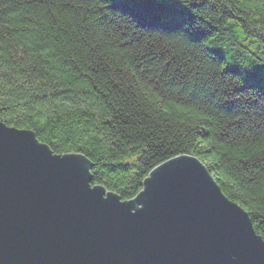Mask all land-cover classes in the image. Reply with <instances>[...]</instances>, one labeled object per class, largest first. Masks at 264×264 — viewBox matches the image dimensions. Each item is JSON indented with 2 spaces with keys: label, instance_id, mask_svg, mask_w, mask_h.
<instances>
[{
  "label": "trees",
  "instance_id": "16d2710c",
  "mask_svg": "<svg viewBox=\"0 0 264 264\" xmlns=\"http://www.w3.org/2000/svg\"><path fill=\"white\" fill-rule=\"evenodd\" d=\"M0 122L122 201L195 157L264 239V0H0Z\"/></svg>",
  "mask_w": 264,
  "mask_h": 264
},
{
  "label": "water",
  "instance_id": "95a60500",
  "mask_svg": "<svg viewBox=\"0 0 264 264\" xmlns=\"http://www.w3.org/2000/svg\"><path fill=\"white\" fill-rule=\"evenodd\" d=\"M92 168L0 122V264H264L249 214L197 158L157 166L130 201L92 187Z\"/></svg>",
  "mask_w": 264,
  "mask_h": 264
}]
</instances>
